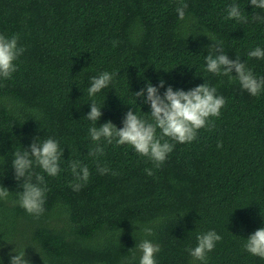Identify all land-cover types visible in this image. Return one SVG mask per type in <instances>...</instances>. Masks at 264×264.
<instances>
[{
  "label": "trees",
  "instance_id": "1",
  "mask_svg": "<svg viewBox=\"0 0 264 264\" xmlns=\"http://www.w3.org/2000/svg\"><path fill=\"white\" fill-rule=\"evenodd\" d=\"M184 2L180 20V0H0V33L18 34L26 49L11 78H0V186L11 192L0 199V264H11L14 249L30 264H139L134 247L144 239L160 246L157 264H264L244 248L264 227V90L249 94L235 72L231 79L208 72L205 59L219 41L230 59L264 77V59L248 55L264 49V22L252 20L264 9L250 0ZM233 3L247 23L226 19ZM105 71L116 75L90 96L91 78ZM161 79V94L206 82L226 106L194 141L165 137L175 146L159 167L129 144L91 139L90 127L110 120L121 128L130 109L151 120L150 105L134 93ZM92 102L102 107L96 124L85 118ZM37 137L64 149L56 176L33 165L47 186L38 217L20 206L22 181L12 167L14 153ZM97 144L103 154L89 155ZM72 161L89 168L87 183ZM210 230L222 240L206 261L195 260L187 249Z\"/></svg>",
  "mask_w": 264,
  "mask_h": 264
},
{
  "label": "clouds",
  "instance_id": "2",
  "mask_svg": "<svg viewBox=\"0 0 264 264\" xmlns=\"http://www.w3.org/2000/svg\"><path fill=\"white\" fill-rule=\"evenodd\" d=\"M250 3L256 9H264V0H250ZM187 7L188 4L184 0H180L176 9L180 20L185 19ZM227 13L226 19H235L241 23L248 22V17L243 15L239 4L229 5ZM252 20L264 22V17L253 15ZM19 40L18 34L7 36L0 33V78H11L18 70L16 61L26 51L19 45ZM209 48L210 51L205 57L208 72L228 76L230 79L235 72L241 87L253 96L259 95L264 90V77L256 76L239 56H236L234 60L230 59L223 49L222 42L214 41ZM248 55L252 58L264 59V49L256 47ZM114 75L116 74L105 71L92 77L88 94L94 96L108 87ZM165 83L163 79L159 86H153L149 82L145 88L134 93L136 98H144V103L150 105L151 120L139 116L136 111L130 109L124 116L121 128H118L110 120L98 127H90L91 139L94 142L104 139L109 144L115 139L118 145L129 144L137 153L149 157L159 167L175 146L169 140H165V137L178 143L194 141L198 131L212 125L211 118H218L221 109L226 106V98L223 95H217L216 87L210 86L206 82L187 91L168 86L166 91L161 94L160 88H163ZM90 107L91 110L85 118L96 124L102 117V107H98L95 102H92ZM157 129L160 130L159 136ZM218 147H222V144H218ZM103 152V147L97 144L89 152V155L95 156L103 154ZM63 156L64 149L61 148L59 141L51 137L43 141L40 137L34 138L29 148L14 153L12 167L15 179L18 182L22 181L20 187L23 189L18 193L19 203L29 214L38 217L44 213L47 193L44 176L32 171L34 163L49 176H56L61 170L60 161ZM70 167L77 180L87 183L90 171L86 165H81L79 161H72ZM98 170L101 174H106L109 171L107 167H100L99 164ZM145 171L149 176L153 175L150 169ZM33 177H35V182H33ZM71 186L73 190L79 191L82 184L76 183ZM10 193L8 188L0 186V199H7ZM144 232L148 236L153 235V230L150 227L144 228ZM220 240H222V236L215 230H210L198 235L197 246L189 248L187 251L195 260L206 261L207 253L214 250L216 243ZM134 248H138L141 253L139 264H157L156 255L161 251L158 244L144 239ZM244 248L252 255L264 259V227L257 229L246 239ZM9 255L11 264H30L25 251L17 253L14 249V254L10 253ZM132 259H135V254Z\"/></svg>",
  "mask_w": 264,
  "mask_h": 264
}]
</instances>
